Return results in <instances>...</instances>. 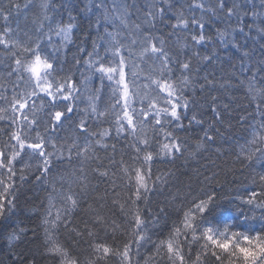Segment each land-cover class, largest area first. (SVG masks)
<instances>
[{
  "label": "snow or ice",
  "instance_id": "obj_1",
  "mask_svg": "<svg viewBox=\"0 0 264 264\" xmlns=\"http://www.w3.org/2000/svg\"><path fill=\"white\" fill-rule=\"evenodd\" d=\"M262 3H264V0H262ZM29 6L27 3L23 5L24 8H28ZM40 7L42 9V18L39 29L43 30L44 21L49 22L48 33L46 34L49 43H51L53 31L56 36L61 37L63 42L69 41L74 27V17L69 16V21L64 24L57 22L53 29L51 17L49 16L50 4L48 0H43ZM92 7L101 14L97 20L98 30L100 27H103L108 37L107 40H104L103 36L99 37L100 40H104L105 52H110L113 58L118 57L119 59L118 62H110L106 66L102 62L104 58L99 55L98 48L100 45L97 44L96 40L93 41V51L88 53L90 59L85 61V63L90 69H94L95 73L100 74L101 82H103L104 78H107L109 82H114L115 87L112 88V96L115 98V101L111 104L110 109L98 111L94 102L98 97L89 96L88 108L84 109L85 116L88 115L89 109L91 110V114L97 118L106 117L111 112L114 115L113 124L117 136L132 138V143L128 146L134 149L136 153L134 159L142 160V166L135 167L130 172L129 168L124 166L123 160H121V171L128 177L130 183L134 180V190L132 195L128 197L131 207L126 211L125 204L120 203L117 199L112 201L126 217V224L128 225V229H130L128 232L130 239L123 244L122 248H113L107 244L90 245L94 258L89 261V264H97L101 260L106 261L109 256L120 257L121 264H132L133 246H135L136 254H139L140 248L149 242L152 243L155 251L151 256L145 258V264H150L157 257L166 259L168 264H264V223H261L259 227L255 225L245 226L243 224L237 226L234 222L213 219L218 206L214 192L205 194L202 197L193 195L192 193L184 194L183 199L190 197L188 206L185 207L183 200H181L179 207L175 209L177 218L172 221L167 236L158 242L151 241L150 237L147 236L146 222L141 215L143 210L138 202L143 201L147 205L148 194L155 190V182L151 186L149 184L151 180L150 164L154 156L174 158L176 153L182 151L180 138L174 135V130H167L165 125H171L175 122L176 128L183 127L179 109L182 108L186 111L189 108V99L184 96V92L192 83V60L191 58H186L183 61L179 60L177 56L166 50L164 39L153 36L151 33H144L143 38L139 39L142 47L137 53L134 51L133 46L138 43V38H133L130 43L125 44L119 38L122 35L119 31H108L109 25L113 29L116 28L115 20H119L120 24L125 28L128 27L131 5L127 3V0H122L121 3L112 0L110 7L107 0H95ZM9 8L19 11L21 4L15 3L14 0H9ZM171 9L172 4L168 0H162L159 7L154 4L147 6L145 23L154 26L153 22L158 17L163 18L166 12ZM195 9L201 10L202 14L204 12H211L213 17H218L220 13H223L229 19L233 16H236L238 20L241 18L239 4L233 3L229 6L227 0H217L215 6L206 7L202 0L201 2L193 0L188 6L189 16H185L183 8L174 12L175 23L171 25L173 32L170 35L176 34L177 43L181 48L188 47V44L180 42V36L176 30H187L194 45H201L212 40V37L205 34L206 23L203 15L199 18L195 16ZM86 10L92 11V8H87ZM9 15H11V11L5 12L3 8H0V18L7 21ZM243 15L247 16L248 13L243 12ZM257 15L258 13L255 11L252 12L253 17ZM134 27L139 32L141 28L140 24H136ZM236 30L233 29V31ZM238 30L240 32L244 31L242 22L241 25H238ZM259 31L264 33V28H261ZM11 32L12 30L8 27H5L3 32H0V45L9 50L15 65L9 72V76L16 73L17 80L23 81L25 74H27L28 81L32 82L31 91L14 93L10 105L14 113L22 112V110L28 107L29 100L40 93L50 98L53 107L60 100L72 101L73 99H79L78 96L74 97V93L79 92V88L75 86L71 78L68 77L63 80L58 78L55 75L57 69L53 60L48 55H42L41 41L44 38L43 36H38L34 42L31 38H29L28 42H23L18 39H11ZM229 35L231 33L226 30H218L216 33L221 44L225 46L232 44L233 47H239L234 40L227 39ZM187 39L188 37H184L185 41ZM53 48L54 51H59L55 45H53ZM125 51L128 53L127 56L123 54ZM193 55L202 60H209L211 58L209 56L201 57L200 53L195 51ZM94 56L96 59H92ZM134 56H138L141 60L151 57L154 61H159V76L154 78L149 75L145 79L149 80L150 83L143 84L144 89L157 91L156 96H151L149 91H144L141 94L138 90L139 86L136 85L135 81L127 80L126 67L130 64L132 67L131 76L136 77L138 75L137 69L139 65L132 62ZM173 64L178 65L180 70L179 77L175 79H173ZM258 71L264 72V68ZM88 79L86 77L85 81ZM262 81H264V77L258 80L257 73L253 72L247 81L246 91L247 95L255 103L256 110L264 115V84L261 83ZM209 83L211 82L209 81ZM243 83L241 81V84ZM137 98H139L141 104L139 111L133 106ZM118 105L120 106V110L116 111ZM42 108L43 103L40 106V110ZM64 109V111H55L53 119L56 124L52 125L53 130L63 123L62 118L66 117V113L73 112V105L67 103L64 105ZM6 111L7 109L0 108V120L6 119L2 114ZM212 111L217 118L220 117L221 114L215 107L212 108ZM35 112V101H33L32 119H29L27 114L22 113L21 118L27 122L29 130L33 125L37 124ZM137 117H140V119L137 120ZM191 120L197 124L203 123V120L197 119L195 114L192 115ZM11 123L16 124L17 119L12 118ZM150 124L154 133L153 137L148 136L147 129ZM156 126L159 127L157 128ZM78 128L82 133L87 132L85 118L80 119ZM45 130H48L47 127ZM159 133L164 134L167 142L161 143L155 139ZM91 135L99 136V139L95 141L96 145L105 149L109 147L104 142L111 135L109 129H105L98 134L92 133ZM204 135L207 140L213 139L212 136L208 135L207 130H205ZM12 141H15V143H12ZM152 142L159 144L158 152L154 153L150 150ZM49 146L52 148V151H47ZM111 147L113 152H115L116 146L113 144ZM65 151L67 152L66 157ZM73 155L80 160V165L79 167L72 168L71 171H67L65 175L60 176L59 181L53 182L50 185L47 208L40 221V227L43 228L45 235L44 254L51 257L56 264H80V260L77 257H71L68 249L52 241V237L61 227L68 228L71 225L72 213L80 207V199L74 189L79 188L81 193L87 194L88 185L85 183L84 164L95 156L94 151H92V145L90 142H86L81 146L76 140H73L70 144H67L66 148L64 144L58 147L51 136L46 138L37 131L35 138H30L27 132L23 128H20L11 132L8 143L3 148H0V170H6L7 180L9 181L8 184H5L4 180L0 179V184H5V192L12 186L11 182L13 181V177L16 176L15 162L18 160L24 161L25 156L28 157V162L23 163L20 169L21 181L25 179L24 170L33 167L31 163L33 158H36L35 169L40 173L36 179L40 180L42 176H47L51 171V163L54 156L57 159L66 158L69 164H71ZM241 157H243L242 163L243 161L251 163L253 159L264 162V120L252 127L250 139L240 146V153L237 155V159L240 160ZM111 163H115V161L112 160ZM143 165H148V168L145 169ZM94 171L102 177L109 175L107 170L100 171L97 168ZM205 179L210 178L206 177ZM255 179L254 177L253 183H255ZM258 179L261 182L262 189H264V174L259 175ZM156 180L161 184L167 183L166 180H163L159 176ZM113 189H115V182H113ZM115 195L119 196V193H115ZM260 196H264V192L258 193L252 191L249 197L243 200V203L254 206L255 209H261L264 212V199H258ZM177 199L178 197L173 195L171 202L174 204ZM2 200L3 196L0 195V201ZM57 200L60 201L59 207H57ZM8 204V210L10 211L11 201ZM160 211L164 212V209L161 208ZM5 218V205L3 202H0V220ZM248 219L249 217L245 215L244 221L247 222ZM260 219L264 221V214L261 215ZM152 222L154 224L158 223V217L154 216ZM93 223L98 226L111 227L113 236L121 228L114 220L111 222V225H108L105 217L99 214L95 215ZM85 227H87V224H85ZM27 231L28 229L26 228L14 226L7 236L9 247L14 242L19 241L22 236L26 235ZM72 231H75L76 235L82 234L76 228H72ZM92 234V231L89 230L88 235L91 236ZM25 264H35V260H26Z\"/></svg>",
  "mask_w": 264,
  "mask_h": 264
},
{
  "label": "trees",
  "instance_id": "obj_2",
  "mask_svg": "<svg viewBox=\"0 0 264 264\" xmlns=\"http://www.w3.org/2000/svg\"><path fill=\"white\" fill-rule=\"evenodd\" d=\"M62 1V5L58 9V14H54L53 17L59 21V23L64 24L69 21V16L74 17V21L77 23H80L79 17L83 13L87 14L86 19H84L81 24L90 26V30L88 31V34L91 36L92 30L97 28V20L100 18L97 11H87L86 9L89 7L88 4L84 5V0H60ZM95 2V0H90ZM255 0H227V3L229 6H231L233 3L240 5L241 10V16L242 18L240 20H236L233 24L234 26L241 25H256L260 26L258 28V32L260 35V43H264V33L260 32L259 30L261 28H264V22L263 19H261V16L259 15V11L257 12L254 8L253 2ZM43 0H26V3L30 6L26 9H22V18L24 20L33 21L37 20L38 15H40L38 12H35L36 7L39 3H42ZM49 2V0H48ZM162 0H128V4L131 5V7L134 4H140L143 6V8L136 7L134 8L135 11L140 13L142 17L138 19V21L135 22V24H140L141 31H145L144 28L146 25L145 19H146V11L147 6L156 5L159 7L161 5ZM169 3L172 4V9L170 11H178L181 8H183V11L186 12L185 16H189V10L188 6L193 2V0H168ZM196 2H201V0H196ZM202 2L205 4L206 7H213L216 5L217 0H202ZM1 4H4L0 6V8H3L6 10V7L9 5V0H4L0 2ZM50 3V2H49ZM52 4V3H50ZM130 7V9H131ZM167 7V5H165ZM140 8V9H139ZM180 8V9H178ZM255 11L258 13L257 16L253 17L252 12ZM243 12H247L248 15L244 16ZM49 14H53L51 11ZM195 16L198 18L203 15L204 21L207 20L206 12L202 14L201 10L195 9L194 10ZM42 18V17H41ZM40 18V21H41ZM166 21H164L165 19ZM162 19V20H161ZM159 18V23L162 22L164 26L166 24H169V28H171L172 20L163 17ZM26 20V21H27ZM235 20V18H234ZM20 19L13 20L9 25L10 26H4L1 19H0V26L1 29H5V27H8L10 29L14 28L17 29L18 36L22 39H24V36L21 30H19V23ZM25 21V22H26ZM73 21V22H74ZM102 23V22H101ZM231 23H229V19L224 16L223 13H220L218 17H213L211 12H209V22L208 25H206L205 28V34L209 37H217L216 33L218 30H228L230 26H232ZM152 27V25L150 24ZM101 28V27H100ZM99 28V29H100ZM0 29V30H1ZM173 32V29H171ZM180 36V42L181 43H188V40L185 41L184 37H187L188 31H179L176 30ZM213 32L212 36L209 34ZM48 33V30L44 29L41 31V35L33 34L34 40L37 39L38 36H48L46 35ZM79 31L77 30L75 23L74 27L71 33L70 40L73 37L77 38V35H79ZM134 38H138V43L134 45V51L136 52L137 47L142 46L139 43V39L143 38L142 34H134ZM172 37L174 40L177 41L176 34H173ZM89 41H90V37ZM130 41L133 38H129ZM69 40V41H70ZM211 40V41H212ZM63 42L61 40V37H58L54 34L51 36V43H49L51 46L55 45L56 47L61 46L62 44H66L67 42ZM210 41V42H211ZM44 41L41 42V44ZM209 42V41H208ZM205 42L203 45L207 48V43ZM264 45V44H263ZM63 46V45H62ZM4 48V47H3ZM6 51L8 49H5ZM43 51V49H41ZM9 51V50H8ZM182 51L188 52L190 51L188 47L182 48ZM0 53L3 55V52L0 51ZM43 54V52H42ZM103 61L106 66L109 65L110 62L115 63L117 62L116 58H113L111 55H106L103 57ZM227 60V57L225 58ZM244 60L245 62H243ZM242 60L238 61H231V68L237 70L240 73L241 80L236 81L234 80V76L229 79V82L231 83L230 87L236 85L237 87L241 88L237 89V94L235 98L233 99V104H231L233 108V112L229 110V107H226L225 109L221 106H215L212 105L210 107H198L196 103H193V98L197 99L199 94H201V82L197 84L195 82V89L200 88V90L197 91V93L194 91L193 93H190V95L187 97L189 99V108L185 111L181 108L179 111H181L184 115H187L185 119L182 120L183 127L182 128H176L175 123H172L171 125H165L167 130H174V135L180 138V142L182 144V151L180 153H176L174 158L168 157L165 159H160L159 156H154L153 162L157 159L162 160L165 162L161 166H157L153 173H151V180L149 181L150 186L155 182V190L150 192L148 194V203L147 205L144 204L143 201H139V206L143 210L141 215L144 217V219H148L151 222L153 221V217H158V223L152 222V228H151V235H147L150 237L151 241L158 242L160 239H163L167 236L168 231L172 225V221L177 218V213L175 211L176 208L179 207L181 200H183V203L185 207L188 206L190 197L188 199H183L184 194L186 193H192L193 195L198 196H204L205 194H211V193H217L219 192L220 196H224L227 198H231L233 200L240 199V195H248L252 191H256L260 193L263 189L261 187V182L259 181L258 177L261 174H264V162H262V166L260 167H253L250 168L246 166L247 161L241 162L243 157H241L240 160L233 159L231 156H229V150H226L224 148L223 150L219 149V147L213 148L210 144H221L224 142L227 143H237L238 149H240L241 145H244L246 142V138L244 139L243 135L246 131L249 129L252 130L253 126L258 125L262 120H264V115L261 114V112L257 111L255 108V103L251 100H246V102H242L239 100V98H242L245 96L243 94L244 88H247V84H241V81L244 83H247L248 79L252 76L253 72L257 73L258 80L261 77H264V72L258 71L261 69L262 65L257 64L255 61L249 57H242ZM225 61H221L220 57L216 59L215 66L219 68L221 63H224ZM240 61V62H239ZM242 61V62H241ZM132 62L135 64H139L143 62L141 59H139L138 56H134L132 58ZM248 62V63H247ZM207 62L203 63L201 71L206 74H211V71L207 68ZM15 65H12L11 67H14ZM56 67V63H55ZM140 73L136 77L131 76V72L127 73V80L128 81H135L136 85L139 86V91L141 94H143V85L145 84L136 78L142 77L141 68H139ZM76 73V71H74ZM89 72V71H88ZM57 76V71L55 73ZM66 75L65 77H67ZM60 78V79H66V78ZM92 83L85 81L84 84L88 87V96L83 99V101H80L77 103V99H73L72 101H65L66 103H71L73 105V112L72 113H66V117L68 120L74 121V128L73 130H66L67 133L61 137L58 135H55L54 142L59 147L61 144L65 145V148L67 147V144H70L73 140H76L81 146L84 145L85 139L87 136L90 138H87L88 140H93V144H95V141L99 139L98 135H91L92 133H95V127L100 126V130L98 133L102 132L105 129H109L111 132V135L105 139V143L108 144V148H102L95 144L94 147H97L96 149L92 150L95 153V156L91 159V161L96 165L99 166L100 171L107 170L108 173L114 171L115 173L109 174V179L105 183L101 180V177H96L94 175V172L92 169L86 168L84 169V176L86 177L85 183H87V194L83 197V201L80 197V207L75 210V217H74V223L70 225L68 229V232L65 238V244L68 248L69 255L71 257H77L80 260V264H89V261H91L94 258V254L92 252V248L90 245L93 244H107L110 247L113 248H122L123 244L126 243L130 236L128 232L130 229H128V225L126 224V217L121 213L119 210V207L117 205H114L112 201L114 199L119 200L120 203L125 204V210L127 211L131 207V203L128 199L129 192L125 190V186L121 181V178H128L124 175V173L121 171V160H123L124 166H127V162L124 160L125 157H123L125 152L129 153V160L136 156V153L134 149L129 147L128 145L132 143V138L128 137L125 138L123 136H117L114 135L115 129L110 128L107 126V123L103 122L101 119L93 116L91 114V110L89 109L88 115L85 116L84 109L88 108L89 105V96L98 97V99H95L94 102L97 106L98 111L105 110L106 102L105 97L103 95L99 96V94L102 91V87L97 83V80L100 79L99 73H94L93 75H87V78H93ZM25 78H27V74H25ZM59 78V77H58ZM86 78V77H85ZM228 79V78H227ZM73 80V78L71 79ZM149 81V80H148ZM75 82V80H74ZM198 82V81H197ZM228 82L227 80L222 81ZM108 89L109 92L112 95V88L115 87L114 82H109ZM264 84V81L261 82ZM102 84V83H100ZM103 85V84H102ZM7 86H10L7 77L0 76V94L7 93L5 90ZM75 86L78 88V86L75 83ZM104 86V85H103ZM77 95V93H74V97ZM113 97V96H112ZM205 97V95H204ZM33 98L32 97L29 100V105L27 108L22 110V113H29L30 110L33 109ZM203 98V97H202ZM47 101H44L41 99V103H43V108L47 114L51 117V122L53 115L55 111H59L58 107H53L52 103L50 102V98L47 97ZM115 98L113 97L111 104L114 103ZM197 101V100H196ZM195 101V102H196ZM9 103V102H8ZM11 104V103H9ZM39 106V105H38ZM37 106V107H38ZM137 111H139V108L141 107L139 98L136 99L134 105H133ZM146 106V102H145ZM215 107L217 111L220 112V117L217 118L215 113L212 111V108ZM35 109L36 105H35ZM116 110H120V106L118 105ZM223 111V112H222ZM19 113V112H18ZM111 113V112H110ZM6 119L9 118V114L2 113ZM195 114L197 116V119L203 120L202 124H197L194 121L191 120L192 115ZM81 118H85L86 125H87V132L82 133L80 129L78 128V124ZM140 118V117H138ZM5 119V120H6ZM29 119H32V116L29 117ZM5 120H0V141L2 143L5 139H9V135L11 132L16 131L11 126V124H7L4 126ZM20 120H23L20 118ZM19 120V121H20ZM24 121V120H23ZM225 121V122H224ZM26 122V121H24ZM50 122V123H51ZM68 121H63L61 125L58 126V128H61L64 124H67ZM27 123V122H26ZM39 127L31 128L30 130L25 127L24 130L27 132V135L31 137H35L37 134V130L40 129ZM157 128L159 126H156ZM150 129H152L151 124L149 126ZM76 129V130H75ZM205 130H209L208 135L212 136V140H208L211 143L205 144L207 141V138L202 134L205 132ZM97 133V134H98ZM117 136V137H115ZM154 135H149V137H153ZM156 140H159L161 143L167 142L164 138L163 133H159L156 137ZM15 142V141H14ZM115 145V152H113L112 145ZM199 145V147H198ZM211 147H210V146ZM4 147V144H2V147ZM154 153L159 151V144L152 142L151 149ZM75 151V150H74ZM66 152V151H65ZM240 153V152H239ZM67 156V152L66 155ZM98 157V159H97ZM77 157L73 155V159L71 161V164H69L67 159L61 160L62 165L58 162H54V164H51V171L47 174V176H42L40 180H37L36 177L40 175L39 172L35 169V163L31 162L33 167L25 169L24 175L25 179L23 181L20 180L21 175V167L23 163H27L28 160L24 158V161H17L15 162V170H16V176L13 177L12 186L8 188L7 192L4 191L5 184H8L9 181L7 180L6 170H0V179H3L5 184H0V193L2 191L6 194V199L0 201L3 202L4 205H9L8 202L11 201V208L13 205V202L17 201L16 204H18L25 212L31 211L34 209L35 206H45V198L46 193L49 191L50 185L49 182L52 180L51 175L53 173H56V177L54 179H57L59 181L60 176L65 175L67 171H71L72 168H75L76 162L75 160ZM215 159V160H214ZM114 160L115 163H111V161ZM259 161V160H258ZM141 162L142 160H137V163ZM158 162V161H156ZM218 162V163H215ZM131 165V161H130ZM59 166V167H58ZM132 166V165H131ZM144 166V165H143ZM79 167V166H76ZM263 167V169H262ZM135 167H132L133 169ZM131 169L130 172H131ZM263 172V173H262ZM87 174V175H86ZM161 177L163 180H166L167 183L161 184L159 181L156 180L157 177ZM206 177L210 179H205ZM255 179V183H253V178ZM53 179V180H54ZM129 181V180H128ZM206 182L205 188L200 187L202 185V182ZM57 182V181H56ZM113 182H115V189H113ZM79 189V188H78ZM75 192L77 188L74 189ZM131 192H133L134 188H130ZM115 193H119V196L115 195ZM175 195L178 197L177 201L173 204L171 202L172 196ZM103 197V199H101ZM134 199V197H133ZM260 199V197H258ZM220 200V199H219ZM156 202L153 206V202ZM150 204H152V207H148ZM60 205V201H59ZM47 208V204L45 206ZM163 208L164 212H161L160 209ZM221 206H217V209L215 211V214L213 216V219L220 220V221H230L227 218L224 217L225 211L221 210ZM6 209V208H5ZM261 213L262 212L261 209ZM55 212V210H53ZM12 212H6V218L4 220H8V226L5 227L7 230V236L8 234L13 230L14 226H20L23 228L28 229L27 234L22 236V238L19 241H16V245L14 247H9V245H6V241H2L3 244L0 245V250H3V252L0 251V264H25L26 260L34 259L35 264H56V262L49 256L44 254L45 250V235L44 232L41 231L42 228L39 226V218L38 215H35L34 217H26L24 219H19L18 224L14 225L13 227L10 226L11 223V215ZM102 215L105 217L106 221L108 222V225H111V222L114 220L118 225L121 226L120 229H118L115 232V236H113V232L111 227L106 226H98L93 223V219L95 215ZM217 215V216H216ZM261 217V216H260ZM260 217H258L255 222H253V225L259 227L261 223H264V221H261ZM85 224H87V227H85ZM156 226H154V225ZM3 226V225H2ZM72 228L78 229L82 234L76 235L75 231H72ZM34 230V231H33ZM92 231V235H88V231ZM2 230H0V234ZM4 231V230H3ZM51 243V242H50ZM57 243V242H56ZM150 247L148 250H146L147 246L143 247V250L139 252V254H136L135 246H133V253H132V264H145V258L151 256L154 253V248L152 243H149ZM74 252L75 254H72ZM97 264H121V259L118 256H109L106 261H98ZM150 264H168L166 259H161L157 257L155 261H151Z\"/></svg>",
  "mask_w": 264,
  "mask_h": 264
},
{
  "label": "bare ground",
  "instance_id": "obj_3",
  "mask_svg": "<svg viewBox=\"0 0 264 264\" xmlns=\"http://www.w3.org/2000/svg\"><path fill=\"white\" fill-rule=\"evenodd\" d=\"M1 1H4V0H0V2ZM84 1L85 2L83 4L84 5L88 4V6H89L88 8H92L93 12L97 11L94 7H92V5L94 3L93 1H90V0H84ZM14 2L21 4L20 10L15 11L14 9H10L9 5H8L6 7L5 12L11 11V15H9L7 21H4L3 18H0V19H1L4 26L5 25L10 26L9 24L13 20H15V18L20 19L17 26H19V30L24 32V33H22L24 36V39H22L21 36L19 38L18 33H17V29L15 30L14 28L11 29L12 32H11L10 38L11 39H18V40L23 41V42H28L29 38H31V40L33 41L34 40L33 34H35V32H36V35H41V30L39 29L40 18L42 17V9L40 7L41 3H39L35 9V12H38L40 14V15H38V17L40 16V18H37V20L33 19V21H29L26 19L27 20L26 21L22 18V16H23L22 15V9H26L23 7V5L26 4V0H14ZM49 2L52 3V4L49 3L50 4L49 12L51 11L53 14L52 15L49 14V16L51 17V26L54 29L56 23L59 21H57V19L55 17H53V15L58 14V9L62 5L63 2L60 0H49ZM107 2H108V5L110 7L112 0H107ZM116 2L121 3L122 0H116ZM127 3H128V0H127ZM4 4L0 3V6L1 5L4 6ZM253 5H254V8L256 9V11L257 12L259 11V15L261 16V19H263V22H264V3H262V0H255L253 2ZM136 7L143 8V6H141L140 4H134L131 7V9H129L130 16L128 18V27L127 28H125L123 25H121L119 20H115L114 23L116 25V28L113 29L112 26L109 25L108 31H119L122 34L119 38L121 39V42L125 43V44L130 43L129 38H134L135 37L134 34H137V33L142 34V35H144V33H151L153 36L160 37V38L164 39L166 50L170 51L173 55L177 56V58L179 60L183 61L186 58H191V60H192V65H193V72L191 73L192 83L185 90L184 96L187 98L190 95V93H193L195 90H196L195 92L197 93V91L200 90V88H202L201 94H199L198 98L192 99L193 103H196L198 107L203 108L206 106L210 107L212 105H215V106H221L222 108L225 109L226 108L225 105H227V107H229V110L231 112H233V108H232L231 104H233V99L235 98V96L237 94V89H240L241 86L239 88L236 85H234L230 89L227 87L231 86L229 79L232 78V76L235 77L234 80H236V81H240L241 77L239 76L240 73L237 70L231 68L230 64H231V61L242 60V57L246 56V57L251 58L253 60V62L255 61L257 64L262 65L261 69L264 68V45H263L264 43H260L261 37H260L259 32H258V28H260V26L242 25L244 27V31L240 32L238 30V26L233 25L235 23V21L238 20L236 16H233L230 19L228 18L229 23H231V24L233 23V24L227 30L228 32L231 33V35H229L227 37V39L228 40H234L239 45V47H233L232 44H228L227 46H225L224 44L220 43V41L217 37H213V40L211 42L209 41L207 43V48L203 44L194 45V43L191 41L190 34L188 32L187 33V37H188V39H187L188 43L187 44H188V48L190 51L185 52V51H182V48L179 46L177 41L174 40L172 35H170V33H172V30H171L172 28H169V24H166L164 26V24H162V22L159 23L158 18L153 22L154 26L151 27L150 24L146 23L145 24L146 26L144 27L146 30L145 31L139 30V32H137L135 30V27H134L136 25L135 22L138 21V19H140L142 17V15L134 10V8H136ZM178 9H180V8H178ZM174 12H176V11H170L169 10L164 15V17H167V18L172 20L171 24L175 23ZM184 13L186 15V12H184ZM87 14L88 13H86V14L83 13L82 15H80V17H79L80 23H77L74 21L77 30L80 32L79 35H77V38L73 37L66 44H62L63 46L61 45L59 47H56L59 49V51H54L53 46H51L49 44V40L46 36H43L44 38L42 41H44V42L41 44V49H43L42 55H48L50 57V59L53 60L54 65L56 63L57 77L64 78L66 75H68L65 78H68V77H70L71 79L73 78L72 81L74 82V80H75L74 83H76L77 86L79 85L78 86L79 92H77V95H76L79 97V99H77V103H79L80 101H83V99H85L88 96L89 89L84 84L83 78L85 79V77H87V75H93L95 73L94 69H90L88 67V65L85 63V61L90 59L88 56V53L93 51V41L96 40L97 44L100 45L98 48L100 57H104L106 55H111L110 52L109 53L105 52L104 40H107L108 37H107L106 33L104 32V28L101 27L99 30L95 28L94 30H92V32H91L92 34L90 36L88 34V31L91 29L90 26L84 25V27H83V25L81 24V22L84 19H86ZM98 15L100 17L101 14L98 12ZM206 17H207V20H205V23H206V25H208L209 12H206ZM234 18H235V20H234ZM241 18H242V16H241ZM164 21H166V19ZM1 27L2 26H0V29H1ZM48 28H49V22L44 21V29L48 30ZM233 29H237V30L233 31ZM3 30L4 29H1L0 32H3ZM52 34H51V36H52ZM209 34L212 36L213 32L210 31ZM100 36H103L104 40H100L99 39ZM88 37H90V41H89ZM62 43H63V41H62ZM141 47L142 46L137 47V49H136L137 53L140 51ZM133 49H134V46H133ZM0 51L3 52V55L0 53V76L7 77V80L10 84V86H7V88L5 89L7 91V93L0 94V108L7 109V111L5 113L9 114V118L6 119L5 122H3V123H4V126H6L7 124L8 125L11 124V126L14 128V130H17L20 128L24 129L25 127H27V123L24 122L23 120H20V118L22 116V112H19V113L15 112L14 113L10 107L11 104H9V103H12V97H13L14 93L31 91L32 90V88H31L32 82L28 81V78H25L23 81H18L16 73H13L11 76H9V72L13 68L11 66L14 65L13 58L10 55V52L8 50L6 51L2 45H0ZM194 51L200 53L201 57L209 56L211 58L209 60L199 59L193 55ZM245 53H247V55H245ZM123 54L125 56L128 55V53L126 51L123 52ZM219 57H220L221 61H225L226 57L229 60L225 61L224 63H221V65L218 68L215 66V63H216V59ZM92 59H96V57L94 56V57H92ZM118 59L119 58L116 57L117 62H118ZM77 61H79V63H77ZM142 61L143 62L139 63L138 65H139V68H141V73L143 75H142V77H138L136 79L143 82V83H150V81L146 80L145 77H147L149 75L154 77V78L159 76V61H154L151 57H147V58L143 59ZM242 61L245 62L244 60H242ZM205 62L208 63L207 68L211 71V74H209V75L201 71L202 65ZM172 67L174 69L173 79H175L176 77H179L180 70H179V66L176 64H173ZM139 68L137 69L138 73H140ZM74 71H76V73ZM131 71H132V67L130 64L128 67H126V72L130 73ZM93 79H94V77L89 78L87 81L92 83ZM224 80H227L228 82H223L222 84H220ZM209 81L211 83H209ZM195 82L197 84H199V82H201V85H203V87H200V88L197 87V89H195ZM97 83L102 87V91L99 94V96L103 95V97L106 98L105 99V102H106L105 108L110 109L109 105L112 102L113 97H112L111 93L109 92V89L107 86V85H109L108 80H107V78H104L103 82H101V79H99V80H97ZM100 83H102L104 86ZM243 84H247V83H243ZM17 85H19V86L17 87ZM143 90L149 91L151 96L157 95V91H155V90H146L144 88H143ZM37 91H39V90L37 89ZM243 94H245V96L242 98H239L240 101L242 100L241 103L246 102V100L250 101V97L247 95L246 87L244 88ZM161 95H164V94H161ZM204 95H205V97H204ZM213 98H215V99H213ZM41 99H43L44 101L48 100L47 97L44 96L43 93H40L38 96H35L33 98V100L35 101L36 108H37V110L35 112V115L37 118V124L32 126L33 131L35 130L34 127H39V124H41L40 129H38L37 131L41 135H44L46 138L48 136H51L53 141L55 140L54 139L55 135H58L59 137H61L67 133L66 130L72 131L74 128V121L68 120L67 117L62 118L63 121H68L67 124L63 125L62 130H61V128H58V126L55 127V129L53 130L52 125L56 124V122L54 121L53 118H52V122H51L50 121L51 120L50 115L47 114V112H45L44 110H40V106L42 104ZM65 104H67L65 101L60 100V101L56 102L55 107H58L59 111H64L65 110L64 109ZM116 111H118V110H116ZM32 112H33V109L30 110L29 113H23V114H27L30 117V116H32ZM181 116H182V119H181V123H182V120L185 119V117H187V115H184L181 112ZM12 118L17 119L16 124L11 123ZM99 119H101L103 122L107 123V126H109L110 128L115 129L114 124H113L114 115L112 113H110L106 117H102ZM139 119L140 118L137 117V120H139ZM173 123H175V122H173ZM100 126L95 127V130H96L95 133L99 132ZM2 127L3 126H1L0 130L2 129ZM46 127L48 129L47 131L45 130ZM147 131H148V136L154 135L152 129L148 128ZM207 132H209V130ZM204 133H202V134L204 135ZM250 133H251V129L246 131L244 133L245 135H243L244 139L245 138L247 140L250 139ZM114 135H116V131L114 132ZM115 137H117V136H115ZM31 138H35V137H31ZM87 138H89V137L87 136ZM8 141H9V139H5L3 143H2V141H0V148L2 147V144L5 145L6 143H8ZM86 142L91 143L92 150L97 148V147H94L95 144H93L92 139L91 140L85 139V143ZM205 142H206L205 144L211 143L208 140ZM12 143H15V142L12 141ZM210 145L213 146V148L219 147V149H221V150L226 148L225 151L229 150V154H230L229 156H231V158H233V159H236V162H237V155L240 152V149H238L237 143H234V142L231 143V141H230V143L224 142V143L217 144V145L216 144H214V145L210 144ZM47 151H52V148L49 146L47 148ZM128 151L125 152L126 155L123 156V157H125L124 160L127 162L128 168L131 169L132 167H141L142 166L141 162L137 163V160H135L133 156L130 160H129L130 157L127 158V156H129ZM65 155H66V152H65ZM24 158L26 160H28L27 156H25ZM159 158L166 160L168 157L159 156ZM160 159L156 160L158 162H156V161L151 162V164H150L151 173H153L154 169L157 166H161L165 163ZM61 160H64V159H57L54 156L52 158L51 164H54V162H58L62 165ZM130 161H131L132 166L130 165ZM32 162L36 163V158H33ZM75 162H76L75 167L80 165V160L78 158L75 160ZM215 163H218V162H215ZM262 164L263 163L261 161H258L256 159H253V161L251 163L246 162V166H248L250 168H253V167L257 168V167L262 166ZM143 167L145 169H147L148 165H144ZM86 168L92 169V171L94 172V175L96 177H101V180L103 182L106 183L108 181L109 175L107 177H102L96 171H94V169L99 168V166L97 167L96 165H94V163L91 160L84 164V169H86ZM262 169H263V167H262ZM99 170H101V169H99ZM112 172L113 173L109 172V174L113 175L115 173L114 171H112ZM263 172H264V169H263ZM54 177H56L55 172L53 173V175H51L52 180L49 182V185H51L53 182L58 181L57 179H54ZM128 180H129L128 178H121V181L124 182L122 184L126 185L125 190L127 192H129V194L131 195L132 192L129 189L133 188L134 180L131 183ZM57 186H59V185H57ZM205 186H206V182L204 181V182H202V185L200 187L205 188ZM49 191H50V188H49ZM49 191L45 195L46 196L45 206H46V204H48ZM261 192H264V189ZM76 193L78 194V197H80L81 200L83 201V197L85 196V194L81 193L80 189H78V188L76 190ZM0 195L3 196L4 200L6 199V194L4 191H2L0 193ZM249 195L250 194H248L246 196L240 195V197H239L240 199L233 200L231 198H234L235 196L234 197H230V196L228 197L227 196V198H225L224 196H220L219 192H217L216 193V199L218 201V206H221L222 207L221 210L225 211L224 217L225 218L228 217V219L231 220V222L236 223L237 226L242 225V224L245 226L253 225V222H255V220L258 217H260L263 213H261L260 210L255 209L254 206L243 203V200H246L249 197ZM260 199H264V196H260ZM152 202H153V206H154L156 202H154V201H152ZM16 203H17V201L13 202V205H12V208L10 211L8 210L9 205H5L6 212H12V213H10L11 218H9L12 220L10 223L11 227L18 224L17 221H19V219H24L26 217H34L35 215H38L39 222H40L41 218L43 217V215L46 211V207L40 205V206H35L34 209L31 211L25 212L23 209L19 208L20 206ZM57 207H59V200H57ZM148 207H152V204H150ZM74 212L72 213L71 225L74 223L73 222L74 221L73 219L75 217ZM245 215H247L249 217L247 222L244 221ZM142 218L146 222L147 235L149 236V235H151L152 222L148 219H144L143 216H142ZM8 222H9L8 220H4V219L0 220V230H2L1 231L2 233L0 234V245L3 244V242H2L3 240L6 241L5 243H6V245H8L7 230L5 229V227L8 226ZM39 226H40V223H39ZM154 226H156V225H154ZM257 226H258V224H257ZM40 228H42V227H40ZM41 231L44 232L43 228L41 229ZM67 232H68L67 228L61 227L58 231H56L53 234L52 241L57 242L58 244L62 245L66 249H68L66 244H65L66 239L63 238L64 236H66ZM44 241H45V238H44ZM149 243L144 244V246H147L146 250H148V248L150 247ZM16 244L17 243L14 242L11 247H14V245H16ZM143 247L140 248L139 252H141L143 250ZM0 251L3 252V250H0ZM72 254H75V253L72 252Z\"/></svg>",
  "mask_w": 264,
  "mask_h": 264
}]
</instances>
